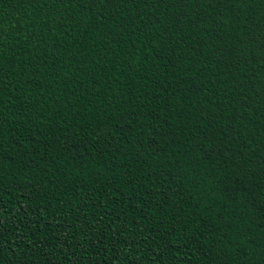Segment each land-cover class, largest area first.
Instances as JSON below:
<instances>
[{
    "label": "trees",
    "instance_id": "1",
    "mask_svg": "<svg viewBox=\"0 0 264 264\" xmlns=\"http://www.w3.org/2000/svg\"><path fill=\"white\" fill-rule=\"evenodd\" d=\"M0 264H264V0H0Z\"/></svg>",
    "mask_w": 264,
    "mask_h": 264
}]
</instances>
